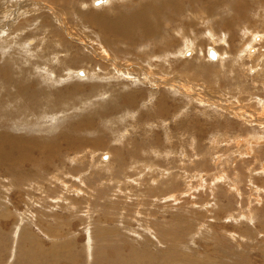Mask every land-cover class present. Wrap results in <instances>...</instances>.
<instances>
[{
  "label": "rangeland",
  "instance_id": "rangeland-1",
  "mask_svg": "<svg viewBox=\"0 0 264 264\" xmlns=\"http://www.w3.org/2000/svg\"><path fill=\"white\" fill-rule=\"evenodd\" d=\"M25 1L0 0L13 20L0 22V116L12 107L0 133L39 149L32 162L14 150L16 163L0 164V264H264V0H33L30 15ZM46 3L84 37L69 39ZM89 37L114 64L156 74L121 71L117 83L135 92L122 100L107 95V77L56 89L47 71L65 80L62 63L36 74L20 46L43 38L73 75L90 59L115 69L82 56ZM16 104L33 108L30 124L13 123Z\"/></svg>",
  "mask_w": 264,
  "mask_h": 264
},
{
  "label": "bare ground",
  "instance_id": "bare-ground-1",
  "mask_svg": "<svg viewBox=\"0 0 264 264\" xmlns=\"http://www.w3.org/2000/svg\"><path fill=\"white\" fill-rule=\"evenodd\" d=\"M33 0H26L25 1V3L24 4H22L21 6H20V10L19 11H21V13L22 12H24L25 14H27V15H30V14H32L33 12H34V10H32L34 7H35V5H31V2H32ZM101 1V0H100ZM112 3H113V1H112ZM112 3H109V5H108V7L112 4ZM181 2L179 1V0H177V5L178 6H180L181 7V4H180ZM16 4V3H15ZM83 4V3H82ZM99 4H101V3H98V5ZM45 6H43L44 7V9L46 10V6H48V7H51L50 9L52 10V11H54V13H53V17L55 18V19H57L60 23H59V25L61 24V26H63L64 27V29H65V31H67V36L69 37V39H72V40H81L83 37H84V34H86L87 32H85L86 30H84V32H83V34L80 32V34L81 35H79L78 34V32H75L76 30L75 29H73L68 23H67V19L65 18V14H61V10L59 9V8H56V7H54V6H52V5H50V4H44ZM24 6H26L25 8H24ZM112 6V5H111ZM262 6V5H261ZM8 7V6H7ZM107 7V8H108ZM24 8V9H23ZM32 8V9H31ZM66 8H67V5H61V9H64V10H66ZM237 8V7H236ZM7 8H0V22L2 21L3 23H4V18L2 19L1 17L3 16V15H5V13H7V12H5V10H6ZM68 9V8H67ZM240 9V8H239ZM8 10V9H7ZM76 11V10H75ZM237 11V10H236ZM77 13V12H76ZM79 13V12H78ZM82 13V12H81ZM74 14H75V12H74ZM7 15V14H6ZM83 15V14H82ZM92 16L95 18V20L97 21V24H98V28H100L101 30L103 29V31H111V32H113L112 31V28H113V26H114V24L111 22V21H108V20H106L105 18H103V17H99V14L98 13H94V11H93V13H92ZM5 17V16H4ZM206 17V16H205ZM232 19V18H231ZM241 19V18H240ZM99 20V21H98ZM9 21V20H8ZM12 21V22H11ZM9 23H4L5 24V26H2L3 28H5V29H7V30H11V27H12V24H13V20H11ZM6 22V21H5ZM237 22V21H236ZM225 25V24H224ZM115 27H116V23H115ZM131 26H129L126 30H125V34H127V33H129V32H132V29L131 30H129V28H130ZM228 27V26H227ZM120 29H122L123 28V25L121 24V26L119 27ZM152 28V25H149V29H151ZM231 28L229 27V30H230ZM249 29V28H248ZM233 30V29H232ZM250 30V29H249ZM102 31V32H103ZM121 33H123L122 31L120 32V34ZM115 34V33H114ZM224 35V34H223ZM226 35V34H225ZM48 36V35H47ZM117 36L118 35H116L115 34V38H117ZM228 36V35H227ZM98 37H100V36H98ZM44 38V37H43ZM43 38H39V39H41V43H40V41H39V43L40 44H38V40L39 39H36V40H30L29 41V39L28 40H25V41H23L21 44H20V46L21 45H25V46H30L29 47V49L28 50H26V52H28V53H25V51L23 52V51H21V52H23L24 53V59L26 60L25 61V63L27 64V65H29V66H31V67H35V69H36V74H40V73H43L44 72V66H49L50 65V63L48 64V62L49 61H53V62H55V63H62V67H57V68H62V70H64V72H66L64 75H66L65 76V80L64 79H62V77H60V75L59 74H57V73H53L52 71L51 72H49V71H47V73L51 76V77H49L48 79H50L51 78V81H52V83L54 84V87L57 89L58 88V86L60 85V84H64V83H67V82H74V81H77V80H79L80 82H82V80H80V79H78V76L80 77V78H84L85 77V79H84V81H86V82H89L90 83V85L92 86V88L96 85V84H99V81H101L103 78L102 77H107V79H106V81L109 83L108 85H110L111 83H112V86H113V89H110V91H112L113 90V94L112 93H110V92H108V88H107V90H106V88H105V91H107V95L108 96H111V97H114L115 95L116 96H118L119 98H121V100L125 97V95L129 92V91H132L133 93H135L134 91H133V89H131L130 87H129V85H127V86H125L123 83H117V82H119V80H118V77H120V72L121 71H123V70H129L130 72H133V73H131V74H129V78L130 79H132V78H134L136 75H138V76H140L141 77V79H143V77L144 76H149V77H151L152 76V74L153 73H155L156 72V68H151L149 65H148V67L147 68H144V66L143 65H138V64H133L132 63V65H127L126 63L125 64H122V65H118L117 63L116 64H114V62H115V60L113 59V58H111L112 57V54L111 55H107L106 54V52H104V47H102L101 45H99V44H95L91 39H90V37L89 38H87L86 40L87 41H84L85 42V48L84 49H82L83 51H82V56H84L86 59L89 57V58H94L96 61L98 60V61H101V62H106L107 60H109L110 61V63L111 64H114L116 67H115V69H114V67L113 66H111V65H107V64H109V63H98L97 62V64H96V66L93 68V69H91L90 67H89V64L91 65L92 64V60L90 59V60H87V63H88V65H87V67H88V69H85V71H76L75 72V74L76 75H73L72 73L70 74L69 72L70 71H68L69 70V65H68V63L66 62V61H64V60H62L61 59V57H60V55L58 54V53H55V55L52 57V58H54L53 60H52V58H48V54L49 53H45V52H47V51H50V48H51V46H50V44L49 43H47V42H42L44 39ZM220 38H222V35H221V37ZM226 38V37H225ZM46 39V38H45ZM218 40V39H217ZM254 40V39H253ZM57 42H60L61 43V47H62V49L64 50V52L65 53H69V51H70V49H69V43L66 41V40H57ZM68 43L67 45H65V43ZM110 42L111 41H108L107 42V44H108V46L110 45ZM116 41H114V43H115ZM225 42V41H224ZM88 43V44H87ZM226 43V42H225ZM32 44H35V45H32ZM64 45H65V48H64ZM1 46L3 47V48H1L2 49V51L3 52H5V53H7V52H10L12 49H15V47L16 46H13V47H10V49L11 50H6V46H5V43H2L1 44ZM188 47V46H187ZM228 47H229V45H228ZM26 48V47H25ZM24 48V49H25ZM20 49H21V47H20ZM27 49V48H26ZM36 49H39V50H41V51H39V52H36ZM112 49V48H111ZM243 49V48H242ZM245 49H246V47H245ZM245 49H243V52L244 51H247V50H245ZM18 50V49H17ZM115 50V49H114ZM187 50V49H186ZM185 50V51H186ZM7 51V52H6ZM181 52H182V56H183V53H184V51L183 50H181ZM209 52V51H208ZM212 52V51H211ZM250 52V51H249ZM102 53H104V54H102ZM210 53V52H209ZM241 53H242V50H241ZM245 53H243V55H244ZM218 55V54H217ZM242 55V54H241ZM246 55V54H245ZM109 56H111V57H109ZM223 55H219V58H222V59H224V61H225V59H226V57L224 56V57H222ZM117 57V56H116ZM153 57V56H152ZM239 57V56H238ZM246 57H248V56H246ZM149 58V57H148ZM153 58H155V57H153ZM157 58V57H156ZM244 58V57H243ZM239 59H241V56L239 57ZM55 60H57V61H55ZM118 60V59H117ZM116 60V61H117ZM146 60V59H145ZM144 60V61H145ZM158 60H159V58H158ZM138 61V60H137ZM164 61V60H163ZM24 63V62H23ZM148 63V62H147ZM153 63V61H151V63L149 62L148 64H152ZM103 64H105V65H107V66H109L110 67V69L108 70V71H105V72H107V73H109V74H115V75H105V74H102V72H104V70H103V68H102V65ZM154 64V63H153ZM156 64V63H155ZM170 64V63H169ZM44 65V66H43ZM52 65V64H51ZM56 65V64H55ZM55 65H54V67H55ZM58 65V64H57ZM147 65V64H146ZM162 65V64H161ZM159 66V67H161L159 70L160 71H163V72H165V73H168V71H171V68H165V67H162V66ZM30 67V68H31ZM50 69H51V67H49ZM48 68V69H49ZM98 68H99V71H98ZM178 68V67H177ZM154 69V70H153ZM56 70V69H55ZM55 70H53V71H55ZM177 70V69H176ZM30 71V70H29ZM28 71V72H29ZM101 71V72H100ZM213 72V71H212ZM187 73V72H186ZM156 74V73H155ZM29 75H31V73L29 72ZM29 75H26V76H29ZM45 75V74H44ZM43 75V76H44ZM124 75H126V72H125V74ZM165 75V74H164ZM30 77V76H29ZM123 77H121V79H122ZM152 78H153V76H152ZM165 78V77H164ZM196 78V77H195ZM28 79H30V78H28ZM27 79V80H28ZM23 81V80H22ZM26 81V80H25ZM25 81H23V82H25ZM34 81V80H33ZM147 81H149L148 79H147ZM153 81H155V80H153ZM208 81H211V79H209ZM121 82H122V80H121ZM16 83V82H15ZM28 83V82H27ZM101 83V82H100ZM187 83V82H186ZM113 84H115V85H113ZM119 84H122L123 86H125L126 88L124 89V88H117V86H119ZM127 84V83H126ZM195 85H193V86H190L189 88H191V90H195V89H197V90H201V91H206V90H204V87H201V89H199V88H196V83H194ZM203 84H204V82H203ZM102 85V84H101ZM104 85H106V84H104L103 83V86ZM165 85L167 86V84L165 83ZM211 85V84H210ZM111 86V87H112ZM148 86V85H147ZM153 86V85H152ZM156 86V85H155ZM198 86V85H197ZM212 86V85H211ZM215 86H216V84H215ZM107 87V86H106ZM122 87V86H121ZM173 86H170L169 88H172ZM180 86H178V85H174V89L176 90V89H179V91L181 90V94H185V95H188V93H186V90L185 89H183L182 87H180ZM13 88V87H12ZM19 88V87H18ZM168 88V89H169ZM208 88V87H207ZM44 89V88H43ZM51 89V88H50ZM118 89V90H117ZM17 90H19V89H17ZM95 90V89H94ZM170 90V89H169ZM209 90V91H208ZM207 91L208 92H211V91H213V89H208ZM10 91V90H9ZM171 91V90H170ZM169 91V92H170ZM178 91V92H179ZM30 92H31V90H30ZM54 95L56 94V93H58L57 92V90H54ZM94 92V91H93ZM138 92H140V91H138ZM159 92L164 96L165 95V91H163V89H161V90H159ZM215 92V91H214ZM218 92V91H217ZM216 92V93H217ZM40 93H47V95H48V93H50V91H46V90H41V92ZM52 93V92H51ZM227 93V92H226ZM34 94V93H33ZM33 94H31V95H33ZM53 95V96H54ZM94 95H96V93H94ZM102 96V95H101ZM30 97V96H29ZM49 97V96H48ZM55 97V96H54ZM106 97V96H105ZM110 97V98H111ZM117 97V98H118ZM37 98V97H36ZM102 98V97H101ZM119 98L117 99V101H116V105H114L115 106V108H117V110H120L119 108H118V106H117V102H119ZM33 99V98H32ZM50 99V98H49ZM52 99H54V98H52ZM97 99H99V98H97ZM162 99V97H160L159 98V101ZM38 100V99H37ZM36 100V101H37ZM60 100V99H59ZM101 99H99V101H100ZM107 100V99H106ZM49 101V100H48ZM23 104V103H22ZM25 104H29V105H31L32 107H33V105L32 104H30V103H25ZM44 104V103H43ZM46 104V103H45ZM100 104H101V101H100ZM103 105H104V103H102ZM99 105V104H98ZM112 105V104H111ZM110 105V106H111ZM46 106V105H45ZM50 107L51 109H53V110H55V103H49L48 105H47V107ZM222 106V105H221ZM13 107L16 109V112L13 114V116H12V121H13V123H17V124H20V123H27V124H30L31 122H32V120L31 119H29V117H30V115L32 116V114H30L29 112L30 111H32L33 113H34V110H33V108H31V107H26V106H23L22 105V110H28L27 112H24V113H20V109H19V107H18V104H16V105H13ZM230 107H231V105H230ZM114 108V109H115ZM8 109H11V111H12V107L9 105L8 107H7V109H5V114H1V116H0V120L1 119H3V116L4 115H8ZM102 109V108H101ZM100 109V111H102ZM223 109V108H222ZM96 112V111H95ZM57 113V112H56ZM93 113V112H92ZM94 114V113H93ZM92 114V115H93ZM44 115V114H43ZM54 115V114H53ZM52 115V116H53ZM58 115V114H57ZM44 116H46V115H44ZM52 116H49V117H51V118H48L47 116H46V121H53V119H52ZM56 116V115H55ZM88 116H90V115H88ZM240 116V115H239ZM242 116H243V114H242ZM249 117V116H248ZM58 118H59V116H58ZM260 119V118H259ZM40 120V119H39ZM43 120H44V117H43ZM57 120V119H56ZM41 121V120H40ZM45 121V122H46ZM55 121V120H54ZM36 122V121H35ZM57 122V121H56ZM253 122V121H252ZM261 122V121H260ZM42 123H44V122H42ZM22 125V124H21ZM49 125V124H48ZM44 126V125H43ZM121 139V138H120ZM13 140H14V137H12L11 135H5V131L4 132H2V133H0V164H4L5 166H7V167H12L15 163H16V158H15V153H14V150H16L18 153H19V155H20V161H29V162H32V161H34V158H33V152H34V150H38L39 149V146H37V145H35V144H33V142L32 143H30V142H28V141H21V139H20V141H14L13 142ZM13 142V143H12ZM46 150V149H45ZM38 152V151H37ZM41 153V152H40ZM10 155H11V157H10ZM255 188V187H254ZM34 216V215H33Z\"/></svg>",
  "mask_w": 264,
  "mask_h": 264
}]
</instances>
